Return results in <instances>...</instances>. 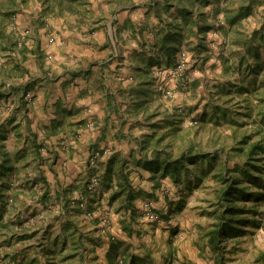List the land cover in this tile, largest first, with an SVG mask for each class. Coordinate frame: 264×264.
Returning <instances> with one entry per match:
<instances>
[{"label": "crops", "instance_id": "0c3cea01", "mask_svg": "<svg viewBox=\"0 0 264 264\" xmlns=\"http://www.w3.org/2000/svg\"><path fill=\"white\" fill-rule=\"evenodd\" d=\"M0 1L19 8L11 26L2 19L4 24L0 29L4 31L0 33L9 36L15 28L19 32L28 30L30 35L23 48L16 45L12 52L9 46L5 47L8 55L5 67L12 70L15 63L21 62L29 72L47 71V78L36 82L28 78L17 84L13 76L9 82L10 96L0 97L2 180L6 181L7 166L15 173L23 157L24 163L33 164L26 171L29 173L24 174L26 180L36 183L39 194H47L46 205L52 204L66 212L75 204L80 206L81 197L86 195L88 207L95 209L94 228L100 227L104 216L110 217L109 231L102 230L106 252L112 254L118 246L135 260L132 264H165V242L174 238L173 226L169 224L172 221L152 227L141 214L143 202L152 199L163 214L173 210L171 206L177 203H172L163 193L169 178L163 177L160 170L148 167H155L158 157L163 160L164 153L160 156L157 153L161 150L159 146H151L159 143L150 133L163 127L164 120L148 117L143 109L148 98L142 91L151 85L139 74L154 67L157 54L167 52L163 38L174 32L168 25L182 28L186 33L183 19L191 18L194 12L189 10L191 0L184 7L190 11L189 16L177 8L179 0ZM55 34L56 39L51 43L50 36ZM197 35L203 37L201 31ZM161 39V46L157 47ZM47 54H52V62L46 61ZM26 92L34 96L33 102H29ZM45 136L51 144L38 146ZM147 139L150 144H145ZM21 149H26L28 154ZM106 149L110 151L92 165L93 172L102 177V184L89 191L88 183L93 177L86 175L89 158L95 150ZM111 163L112 179L108 184L105 177ZM15 189H18L16 185H12L10 192ZM129 195H135L131 202ZM36 206L34 203L33 207ZM188 207L192 208L193 204L187 203L185 209ZM194 225L195 232L191 233L181 226L189 234L180 228L179 236L184 242L182 245L179 241L181 250L174 257L185 259V256L191 264H218V255L210 247L205 252L199 247V224ZM254 244V255H243L241 263L264 264L263 233Z\"/></svg>", "mask_w": 264, "mask_h": 264}, {"label": "rangeland", "instance_id": "374dc122", "mask_svg": "<svg viewBox=\"0 0 264 264\" xmlns=\"http://www.w3.org/2000/svg\"><path fill=\"white\" fill-rule=\"evenodd\" d=\"M186 1L179 0L177 2V8L185 13L188 12V9L184 8L188 5ZM191 2H189L191 7H188L194 12H192L191 18L183 17L186 33L173 62L168 61L166 53L157 54L154 59L156 61L160 59L162 62L159 64L154 62L152 63L154 67L149 68L152 77L153 74L156 77H153L151 86L145 87L146 90L142 91L148 98L143 104V109L148 112V117H158L157 120H164L163 127L159 128L157 132L150 133L156 143L159 141V144H151V146L158 145L161 150L165 149L173 158L182 156L191 148L215 156L211 159L198 158L196 161L187 162V167L181 168L178 179L174 178L172 174L164 176L163 170H160V174L170 180L163 193L172 203H177L175 207L171 206L173 210L163 214L162 210L156 208L152 199L143 202L144 207L149 203L160 214L159 219H153L148 217L145 210L142 209V216L148 220L152 227L163 226L168 221H172L169 224L173 226L171 235L174 238L165 242V264L173 260L172 258L181 259L178 256L174 257V253L177 254L178 250H181V246H178L179 241H182V245L184 242L179 236L182 225L191 233L195 232L194 224H199L197 226L198 236L201 239L199 247L204 252L207 251V247H210L218 255L217 251H214L209 244L207 233L213 228L217 214L221 209L218 190L222 180L219 174L228 173L229 170L236 167L239 168L247 161L249 147L246 146L243 151L237 149L242 146L239 141L244 134L255 133L252 141L263 138V134L256 133L258 125L251 118L240 115L244 108L238 101L248 93L234 92L233 100L227 104H225V100L232 96L227 93L230 86L228 87L226 83L229 81L235 85L237 78L246 75L242 69L233 70L228 68L227 64L236 65L239 62L240 52L244 51L242 47L244 35H251L264 25V0H196L195 4ZM5 5V2L0 1V15H2L0 28L4 24L2 19H5L6 25L11 26L15 23L19 12L17 5ZM2 9L6 10L2 11ZM187 15L190 14L187 13ZM200 31L203 37L197 35ZM4 34L5 32L0 33L1 98L4 97L3 95L10 96L9 89L12 87L9 82L13 76L16 78L15 81L19 82L17 84H22L28 78H34L35 82L47 78L46 70L35 71L32 69L34 72H29V68L21 62L15 63L12 70L5 67L4 64L7 63L5 60L8 56L5 53V47L9 46L8 49L12 52L16 45L23 48L22 46L25 45V41H28L30 35L28 30L19 32L15 28L10 30L9 36H4ZM55 36L56 34L50 36L51 43L55 41ZM195 40L198 43H194ZM161 42L162 39L157 47L161 46ZM258 45L264 56V45L260 42ZM180 58H185L187 61L186 75L169 82V87L174 89V95L167 96L158 86L157 70L172 67ZM45 59L52 62V54H47ZM139 75L142 79L150 78L144 73ZM249 79H246L247 82H250ZM153 84L155 85L153 86ZM223 86L224 88H222ZM235 86L234 90H236ZM23 89L22 87L18 88L20 91ZM28 99L29 102H33L34 96ZM218 104L221 108L226 105L228 113L221 112L218 117L213 115V106ZM160 110L161 113L157 114V111ZM245 122L248 123L245 124ZM46 139L48 136L40 139L41 142L38 143V146L45 147L51 144ZM21 150L25 155L28 154L26 149ZM20 160L15 173L12 174L9 169L5 171L6 181L2 180L0 175L2 182L0 189L4 188L5 190L4 197L0 194V264H48L52 259L60 260V264H108L109 262V264H120V259L124 260L126 264H132L135 261L118 246H115L112 254L106 252L105 245H102L105 243L102 230L109 231L110 217L104 216L100 221V227L94 228L92 220L95 218L93 217L95 209L88 207L86 195L83 196L84 206L81 204L83 201L81 197L80 206H76L74 203V208L66 209V212L56 206L53 207L52 204L51 206L46 205L47 194L44 192L39 194L35 188L36 183L32 182L31 184L24 175L27 170L32 169L33 164L24 163L23 157H20ZM87 167L90 169L86 175L89 174L91 177L98 175V172H93L95 167L92 166L90 158ZM236 173L241 175L245 184L250 185L252 191L264 192V186H254L242 173L239 171ZM10 174L14 175L13 179ZM15 175L17 176L16 180ZM98 176L101 179L100 184H102V177ZM12 185H16L18 188L14 192L12 191L13 193L10 192ZM29 186L31 188L34 186V189L31 190ZM42 188L43 186L39 187L40 190ZM34 203H37L36 207H33ZM187 203L193 204V207L185 209ZM247 204L254 208L247 214L251 221L246 225L243 234L228 240L224 264H244L241 263L243 260L241 257L243 255L247 257L248 254L253 256L255 253L254 240L260 237V233L264 234V194L257 202L254 199H248ZM198 208L201 210L198 211ZM89 211L93 214L89 215ZM105 217L109 220L106 223L103 222ZM202 223L206 225L204 228L202 225L200 226ZM74 228H76L74 238L77 240L76 244L73 237L69 236ZM181 230L188 231L185 228H181ZM187 233L189 234V232ZM67 236L69 239L65 245L64 241ZM207 237L208 242L205 243ZM111 239L113 240V238ZM83 242L86 243V247L82 245ZM156 252L157 250L155 255L158 256ZM69 253H74L76 256L62 261ZM183 257L185 259L182 258V260H187V257ZM189 263L191 264V261Z\"/></svg>", "mask_w": 264, "mask_h": 264}, {"label": "trees", "instance_id": "16d2710c", "mask_svg": "<svg viewBox=\"0 0 264 264\" xmlns=\"http://www.w3.org/2000/svg\"><path fill=\"white\" fill-rule=\"evenodd\" d=\"M191 1L193 2V0ZM188 12L190 13V11ZM168 28L173 29L171 31L174 32L165 36L163 41L165 43L164 45L168 47L166 52V55H168L167 59L168 61L173 62V58H175L176 52L181 46L185 34L182 28L173 27L172 24L171 26L168 25ZM244 36L245 38L242 46L244 51L240 52L241 56L239 62L236 64L237 66L229 63L227 66L233 70H236V68L242 69L243 73L246 75L236 79L235 85L237 86L229 81L226 83L228 87L230 86L227 93L232 96H230L228 100H225V104L235 98L234 92H239L240 94L247 92L248 94L245 95L242 100L238 101V103L244 108L242 112L243 114L239 113L240 115H245L246 117L251 118L252 121L258 125V131L256 133L263 134V138L252 141L255 133L244 134L239 141V144L242 146H239L237 149L243 151L246 146L249 147L247 161L239 168L236 167L233 170H229L228 173L219 174L222 180V184L218 190L221 209L217 214V220L213 224V228L207 233L209 244L212 249L218 253V264H224V255L225 252H227L228 240L243 234L246 225L251 221V218L247 216V214L253 211L254 208L248 206V199H254V201L257 202L261 199V195L264 194V192L252 191L250 185L245 184L241 175L236 173L238 171L239 173H242V175H244L245 178L247 177L254 186H264V56L258 45L259 42L264 45V25L259 30L254 31L251 35L245 34ZM155 62L159 64L162 60L158 59ZM149 70V67L145 68L142 73L146 76H150V78H145L144 80L146 81V84L151 85L154 76L152 77L151 71ZM247 78H250V82H247ZM234 86L236 87V90H234ZM222 88H224V86ZM228 111L226 105L221 108L218 104L213 106L212 113L218 117L221 112L227 114ZM246 123L248 122H245V124ZM149 139L146 140L145 144H150ZM146 146L147 145H143V147ZM157 153L159 156L161 153H164L163 160L158 157L155 167H148L150 169H156L157 171L162 169L164 176L172 174L176 179H178L181 174V168L187 167V162L196 161L198 158L211 159L215 157L206 152L195 151L193 148L182 154V156L176 158H173L171 154L164 149L158 150ZM7 169H10V167L7 166ZM112 170L113 164L111 163L108 166L105 177L108 184L112 179ZM4 191V188L0 189V194L3 197L5 196ZM129 196H132L129 198V202H131V199L135 198V195ZM69 227L71 228V225H69ZM75 231L76 228H74L69 234L73 239L75 238ZM68 239L67 236L64 241L65 245L67 244ZM73 241L76 244L77 240L74 239ZM82 245L85 247L87 246L85 242H83ZM75 256L76 254L69 253L62 259V261L66 258H72ZM48 264H60V260L52 259Z\"/></svg>", "mask_w": 264, "mask_h": 264}, {"label": "built area", "instance_id": "2783aa9c", "mask_svg": "<svg viewBox=\"0 0 264 264\" xmlns=\"http://www.w3.org/2000/svg\"><path fill=\"white\" fill-rule=\"evenodd\" d=\"M187 70V61L185 58H180L172 67L170 68H159L157 70L158 75V83L159 87L165 92L167 96L174 95V89L169 87V82L173 79H179L183 78L186 75ZM29 98H32L31 93L28 94ZM197 122V121H195ZM109 149L104 150V153H108ZM102 152L100 150H97L92 153L90 157V162L92 165H95L98 160L102 157ZM101 179L98 175H94L92 179L88 183V190L93 191L100 185ZM82 205L84 206V197H82ZM145 213L148 215V217L153 219H159L160 214L157 213L154 208L151 206V204L147 203L144 207ZM89 215L93 214L91 211L88 212ZM108 218H104L103 222H108ZM120 264H126V262L122 259H120ZM169 264H190L186 260L182 259H173L169 262Z\"/></svg>", "mask_w": 264, "mask_h": 264}]
</instances>
